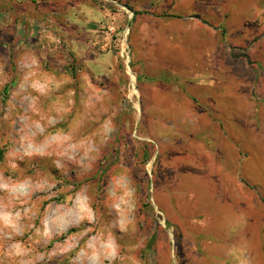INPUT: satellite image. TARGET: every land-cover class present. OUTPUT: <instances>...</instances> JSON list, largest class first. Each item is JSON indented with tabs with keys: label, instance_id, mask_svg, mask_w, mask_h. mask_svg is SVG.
I'll return each instance as SVG.
<instances>
[{
	"label": "rangeland",
	"instance_id": "obj_1",
	"mask_svg": "<svg viewBox=\"0 0 264 264\" xmlns=\"http://www.w3.org/2000/svg\"><path fill=\"white\" fill-rule=\"evenodd\" d=\"M215 1L182 36L154 2L0 0V264H264V0Z\"/></svg>",
	"mask_w": 264,
	"mask_h": 264
},
{
	"label": "crops",
	"instance_id": "obj_2",
	"mask_svg": "<svg viewBox=\"0 0 264 264\" xmlns=\"http://www.w3.org/2000/svg\"><path fill=\"white\" fill-rule=\"evenodd\" d=\"M146 3H152L153 0H142ZM218 3H216L215 0H156L154 2V10L156 9V12H162L163 10H169L173 15L177 16V18L171 19V22L176 28H179L182 30V36L186 35V32L189 28L202 30L203 27H205L204 24L207 25V23L212 24L215 21H218V15L219 12H217L214 8ZM135 11L137 12L136 17L145 16L144 13H148L147 10L141 12V9L138 5L135 6ZM224 13V12H222ZM221 13V14H222ZM147 15V14H146ZM141 19V18H140ZM140 19L138 21H140ZM159 19V18H157ZM204 22V23H203ZM164 33H166L167 29L164 27ZM141 34V30L139 28L138 31ZM186 159V158H184ZM185 163H190L191 167H195V161L188 162L187 160H182V165ZM224 166L227 168V160L223 161ZM223 166V167H224ZM186 167V166H184ZM197 167V166H196ZM223 167H219L217 172L220 174L224 170ZM203 173L204 171L191 168L188 171L182 170V183L184 179L188 178V182H193L197 177L198 173ZM205 173V172H204ZM214 183V182H212ZM241 187V185H239ZM212 189L213 192L217 191L218 193V200H219V220L218 223L220 231L223 233H226L225 236L230 234L231 238H237L238 240H245V237L247 236L245 232V225L243 223H238L235 226H230L226 224L229 222V217L231 214L236 213L235 209L227 202V199L229 198V192L234 191V185L233 182H230L228 179L226 181H217L214 187ZM241 208V207H240ZM244 261H246L244 259Z\"/></svg>",
	"mask_w": 264,
	"mask_h": 264
},
{
	"label": "trees",
	"instance_id": "obj_3",
	"mask_svg": "<svg viewBox=\"0 0 264 264\" xmlns=\"http://www.w3.org/2000/svg\"><path fill=\"white\" fill-rule=\"evenodd\" d=\"M134 14H137V12H134ZM232 55H235V54H232ZM243 56L246 57V58L248 59L247 56H245V55H243ZM3 94H4V95L7 94V89H6V88H4V90H3Z\"/></svg>",
	"mask_w": 264,
	"mask_h": 264
}]
</instances>
